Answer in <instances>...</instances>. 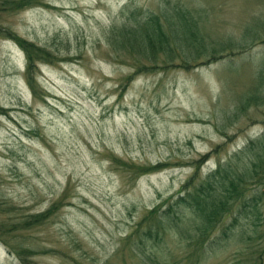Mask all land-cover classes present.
<instances>
[{
	"label": "rangeland",
	"instance_id": "374dc122",
	"mask_svg": "<svg viewBox=\"0 0 264 264\" xmlns=\"http://www.w3.org/2000/svg\"><path fill=\"white\" fill-rule=\"evenodd\" d=\"M10 1L0 0V264H21V256L29 264H251L260 256L263 264V177L245 155L229 156L264 134V0H28L17 9ZM175 10L187 11L195 40L174 57L194 65L124 83L141 59L115 28ZM3 30L64 59L35 64L34 95L23 52ZM211 57L219 58L190 60ZM205 153L197 180L217 162L238 175L251 170L226 184L242 189L238 201L218 207L222 223L236 218L229 239L213 252L186 246L191 213L174 206L175 215L149 221L152 238L122 246L143 214L173 201L190 162ZM253 160L264 168V156ZM121 161L170 165L135 175ZM255 193L254 206L242 205ZM52 203L50 219L20 227ZM171 218L183 229L171 228ZM1 238L24 252L18 257Z\"/></svg>",
	"mask_w": 264,
	"mask_h": 264
},
{
	"label": "trees",
	"instance_id": "16d2710c",
	"mask_svg": "<svg viewBox=\"0 0 264 264\" xmlns=\"http://www.w3.org/2000/svg\"><path fill=\"white\" fill-rule=\"evenodd\" d=\"M15 1L16 3H20L21 5L14 7V9L23 7L28 4V0ZM10 2V0H2V3L5 4ZM138 21L139 20H134L129 25H122L123 27L118 29L115 28V32L121 37L124 42L126 41L128 44L132 45L134 43L137 48L139 47L138 56L141 59L140 61H134L133 71L125 77L124 83L130 81L132 76L140 73L152 72L166 67H179L187 69L191 68L194 65L189 64V59L174 57L177 53V46L179 47L182 45L184 48H187L191 40H193L195 37V33L193 32V30H191L192 22L191 18H189V16L187 15V11L175 10L173 12H170L169 14H167L166 12L162 15H150L142 21ZM3 37L11 39L23 52L25 60L24 67L25 70H27V72L25 73V80L31 90V93L34 95L35 91L31 85V79L28 77V75L34 70L35 64H51L53 63V61H62L64 59L55 57V55L51 51H48L45 48L31 43L26 39L19 37V35H11L9 31L5 32V30H3ZM120 42L122 44L124 43L122 41ZM160 53L162 58L158 59L157 57L160 55ZM220 53L214 56L218 55L220 57ZM171 55L173 59H169ZM219 57H211L212 59L210 60H190L194 61L195 64H199L202 62H210L211 60H215ZM162 61H164V64H161ZM3 110L4 109L0 107L1 113ZM251 140L252 141L250 142H246L240 150L232 153L229 158L234 161L235 156L238 158H242L245 155L246 158L251 160L252 171L255 174H258V176L261 175L263 177L262 182L264 185V168L256 167L253 160L257 155L264 156V134L259 135ZM207 158L208 154L205 153L201 154L197 159L190 162V164H192V166L194 167L193 172H191L181 183L173 201L169 203L167 207H165V209H161L159 203L152 209L148 210L146 214H143L135 222L130 232L123 237L122 246L128 245L129 243L134 245L133 239L135 237L139 239L140 243L143 239L152 238L151 236L155 235V233H151V224L149 223V221L153 218L155 219L159 217V214L165 215L168 214V212H173L175 215V212L173 210L174 206L178 207V212L180 209L186 208L191 213V217L188 219L190 229L184 231L186 246H191L192 249L195 248L201 252H204L205 249L213 252L215 249L222 246L227 239H229L230 233H226V230L228 229V226L229 228H231L230 226L236 223V218L230 219L228 225L227 223H222L218 219L221 212L218 207L221 205H223V207L225 205L229 206L232 202L238 201V199L236 198L239 197L242 189H239V191L235 190V185H231L229 188H226V184L232 183V181L241 180V174H243V170L247 173L251 170H247L246 168L241 166L242 172L240 175H238L234 172V170L236 169L234 165H232V167H228V165H230L229 161H227V163L217 162L216 167L213 171L204 174L201 177L202 179L197 180L196 169L199 168ZM123 164H126L135 173V175L158 171L170 165V163L168 162H156L152 165L145 166L135 165L133 163ZM212 184L216 185L215 191L213 193L206 194L205 192L210 191V188H212ZM256 196L259 195L257 193L253 194L250 199H248L247 201L244 200L242 202V205H246V203H249L250 206H252L254 200L256 202L258 199ZM217 199H220L217 203L212 202L213 200ZM56 207L57 204L52 203L47 209L42 212L27 215L20 221V227L28 228L32 224H42L43 222L51 218L52 213L55 211ZM182 215L183 213H181L179 216ZM179 216L177 217V219L179 218ZM257 218L258 217H256V219ZM168 222L171 228L178 227L183 229V226H177L175 220L172 221V218ZM216 225H220L221 236H214L211 237L210 240H208L210 233L213 231ZM162 226H165L167 228V223L165 222ZM0 231L2 232V229H0ZM257 237L260 238V235H257ZM1 241H3L2 238ZM203 242H207L206 246L209 243V247L204 248ZM4 243L7 245L6 242ZM7 247L10 252L16 254L18 257L20 255V252H24L22 248L11 247V245H7ZM191 254L192 250L190 251V256ZM190 256L187 255L185 258L190 259ZM19 260L21 264H29V261L24 256L19 257ZM254 261L255 262H252L251 264H262L260 256H258V258Z\"/></svg>",
	"mask_w": 264,
	"mask_h": 264
}]
</instances>
